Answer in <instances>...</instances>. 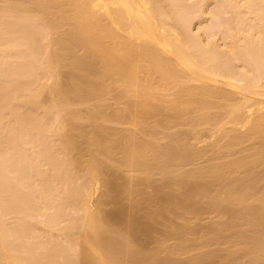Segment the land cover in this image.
<instances>
[{
  "label": "rangeland",
  "instance_id": "374dc122",
  "mask_svg": "<svg viewBox=\"0 0 264 264\" xmlns=\"http://www.w3.org/2000/svg\"><path fill=\"white\" fill-rule=\"evenodd\" d=\"M218 1L219 0H202V1L201 0H181V1H178L179 3H182V4H179L178 6H180V7L182 6L183 9L185 8L184 11L181 10V12L182 11L184 12V14L182 13L181 16L184 17V19L186 20L185 26H186L187 33L190 31L189 34H191L193 36V38H191V40L195 41L196 45H198V46L201 45L200 48L205 49L208 52L207 53L206 51H203L201 49L200 52H202L203 56L207 55V57L209 56L211 58H214V57L219 55L220 51H218V54H217V50H216V53H215V49L219 48L222 53L220 52L221 57L218 56V58H223V59H226V60L229 59V61H231V58L234 59V56L231 53L232 52L231 51V49H232L231 45L233 44L231 42H235V44L238 43L240 47H242V45L244 46L245 43L250 44L251 47L255 44L256 47H255V45L253 46L255 49H253V48L250 49L249 48L250 50L253 51V53H257V55H254V56L251 53V55L253 56L252 57V61H254L255 56L257 58V59H255L257 61H254V63L250 62L249 59L248 60H249L250 63H248L247 57L246 58L244 57L245 56L244 53L246 51H248V50L244 51L243 48L245 46L242 47V49H239L240 47L238 48V46H237L238 44L237 45L233 44V45L237 49H239V50H237L234 47L235 50H236V54H237V52H239V54H244V56L243 55L241 56V59H243L242 62L245 61L249 65L252 63L251 66L253 64L257 63L256 64L257 66H255V65L252 66L253 69L256 68V71H258V69L261 68L260 71L261 72H262V70L264 71V69H263L264 68V64H263L264 61H263V59L262 60L260 59V58H263L261 56L264 55V16H263L264 11H261L262 13L261 14H257V15H255V14L256 13H260V12L259 11L257 12L256 9L252 10V11H255V13H253L251 10L250 11L252 13L250 11L248 12V8H247V11H246L245 9H246L247 6L245 7V4H246L245 2H248V0H246V1L245 0H224L225 2L223 0L222 1L220 0L219 4H218ZM8 2H9V0H0V10L3 8L1 10V12H0L1 13L0 14V37L4 36V37H2L4 40L6 39L7 35H5L2 31L5 32L6 30L7 31L9 30V33H11V32L15 33L17 31V29L19 31V28H17V26H16L17 29L15 28L14 23H15L16 20L18 22H19V20L21 21L20 18L27 15V14L22 12L24 10L23 8H22L23 10L21 8H17V9L14 10L13 9L14 7H11V6L10 7L14 11L7 13L8 9H9V8L7 9ZM171 2H172L171 0H169V1L168 0H161V3L163 4V6L165 8H169V10H171L172 5H173V2L172 3ZM254 2H255V0L253 1V3ZM227 3H229V4H227ZM10 4H12V3H10ZM255 4H256L255 6H258L259 8H262L264 10V0H258V1L256 0ZM241 5H243V6H241ZM247 5H248V3H247ZM242 8H243V10H242ZM255 8H257V7H255ZM6 9H7V11H6ZM26 13H29V11H27ZM31 13L32 12H30L29 14H31ZM37 14L36 13L32 14V16H34V19H35V16H37ZM258 15H260V16H258ZM181 16L180 17L179 16H175L173 18V20L171 18V21H173V23L181 22V20H182ZM56 18H58V14L53 19L56 20ZM38 19H39V17H38ZM38 19H35L34 21L38 22L37 21ZM42 19L43 20H41V19L40 20L44 21V17ZM24 20H26V21H24ZM28 20L29 19H25L24 18V19H22L21 22H22V24L24 22V24L26 26H27L26 23H28L29 25L27 27H29L28 28L29 30H32L33 27H34V29L38 30V31H36L35 35L37 34V32H40L39 34H40V36H42L41 37L42 38V43L41 44L46 43V41L48 39H50V38H52V40L54 38V40H55L58 37H60V38L62 36L64 37L63 31L65 29H68L67 28V25H68L67 21L64 18L65 21H64V23L62 22L64 25L60 24L61 27L53 25L54 26V28H53L54 30L53 29H52L53 31L49 30L50 33L52 32L51 34L48 33V32L43 34L44 32L41 31V29L44 27L43 22L40 23V20H39V23L41 25L38 23L39 26L38 25L36 26V24H37L36 22H35L36 24L35 23H31V22H33L32 19H30L31 21L30 20L28 21ZM182 21H184V20H182ZM68 23H70V22L68 21ZM31 25H33V26L30 28ZM40 26H42V28ZM12 27H14V29H12ZM23 27H25V26H23ZM114 28L120 34L121 37H124V35L127 34L124 31L122 32V30H120V32H121L120 33L117 30L118 28L116 29V25L114 26ZM28 29H27V31H28ZM227 31L229 32L230 35L234 33L233 35H231V38L229 37L231 39V41H228L229 38L227 36H230V35L228 34ZM230 31H231V33H230ZM41 32H43V33L41 34ZM225 32H226L227 35L225 34ZM7 33L8 32H6V34ZM28 33H30V32H28ZM124 33H126V34H124ZM242 33L244 34V37H247L246 40H244V37H243ZM17 34H14V35L18 36ZM32 34H33V31H32ZM39 34H38V36H39ZM46 34L50 35L48 37V39L43 36V35H46ZM247 34H250V35H247ZM11 35H13V33ZM21 35H22V33H21ZM26 35H27V32H26ZM9 36H10V34H9ZM9 36H8V40H9ZM24 36H25V34H24ZM233 36H234V38H233V41H232V37ZM30 38H31V40H30ZM257 38L262 39V40H260L262 42L260 43L259 39H257ZM12 39H13V37H12ZM26 39H28L27 36H26ZM32 39H39V38L38 37H34V34H33V37H29L28 40L32 41ZM239 39H241V40H239ZM4 40H2V41L0 40L1 41L0 42V46L2 45L3 48H4L3 49L2 47H0V55H1L0 56V60L2 58H6V56L9 57V55H10V58H12L13 56L16 57L21 52V50L23 48V47H21L20 43H22V42L24 43V41H26L25 38H24V39H22L23 40L22 42L18 43L20 45V47H19L20 51L17 50V51H19V52H17L15 50L19 49V48H18V46H14L16 44V43H14V40L10 41V42H12L11 44H13V45L8 43L9 47L4 45V44L7 43V41H6L7 39L5 40L6 43L3 42ZM19 40L21 41V39H19ZM39 40H36V42L37 41L39 42ZM52 40H50V41H52ZM57 40L60 41L61 39H57ZM57 40H55L54 43H52V42H50V43L55 44L54 46H57L56 45V43H58V42H56ZM134 41L136 42L137 39H134L132 41L133 44H135ZM227 41L231 43L230 46H229L230 43H227ZM240 41L241 42L243 41V43L241 44ZM250 41H253L254 44L251 45L252 42H250ZM2 42H3V44H2ZM15 42H16V40H15ZM138 42H136V44H135L136 47L135 48H137V47L140 48L141 45L144 43L142 41V44L139 43L140 46H138L139 45ZM255 42H257V43H255ZM26 43H29V42H25V44ZM28 45L30 46V44H28ZM38 45H40V42H39ZM48 45H49V43H48ZM257 45H259V47H257ZM23 46H24V44H23ZM45 46H46L47 49H49V48H50V50L52 49L51 46H49V48L47 47V45H44V47ZM198 46H196V47H198ZM246 46H247V48L250 47L249 45H246ZM5 47H7V48H5ZM31 47H32V49H30V51L33 50V47L36 48L34 45L31 46ZM58 47H60V46L58 45L57 47H54V48H56V50H57ZM8 48H9V50H11V53L8 50ZM29 48L30 47H28L27 49H29ZM200 48L198 47V49H200ZM5 49H7L9 51V53L7 51L3 52V50H5ZM36 49L38 50V48H36ZM36 49H35V51H33L34 53L37 51ZM23 50H24V48H23ZM42 50H43V48L41 50H38V51L39 52L41 51V55H43L45 53L46 56H47L46 52L50 51V50H46V52H43ZM53 50H55V49H52L51 52H53ZM235 50H233V51L235 52ZM25 51H24V53H25ZM30 51H28V52H30ZM85 51L86 50H85V48L83 46H78L76 48V53L77 54L83 55L85 53ZM252 51H250V52H252ZM31 52L29 53V55L32 56L33 52L32 53ZM39 52H36L35 54H37ZM42 52H43V54H42ZM51 52H48V53H51ZM3 53L6 54V56L3 55ZM24 53H22V55H20V56H22V58H23V54ZM239 54L237 56H239ZM27 55H28V53H27ZM39 55L40 54H38V56ZM41 55H40V59H43ZM20 56H19V59L13 57V59H11L12 60L11 62L8 61L10 58L9 59L6 58L7 62H10L9 64L7 63L6 65L10 66V64H11L12 66H15V68H14L15 71L12 70V68H11V70L14 71L15 73L14 74L11 73L10 76L8 75L9 73L8 74L6 73V75H5V71L4 70H6L8 67L7 66H6V68L3 67V65L1 64L2 63V60H1L0 66L2 65L3 69L4 68L5 69L3 70V69H1L2 67L0 68L2 73L4 72V74H0V86H1V84H2V86H5L6 84L7 85L9 84L10 87L12 88V89L11 88L10 89L14 90V91H15V89L19 90V88H20V90H19L20 95L25 94L24 96H26V93H28L30 91H31L30 95H36V93H34V94L32 93V92H34L32 90L35 89V92H37L36 88L39 85V81L40 82H42V81L44 82V84L46 86L45 87L46 89H42L41 91L39 90L37 92V95L35 97L33 96L34 98L33 97L31 98V100L32 99L36 100L35 104L33 103L34 100L31 101V103L33 105L28 102L30 100V96H29V99L24 98V96H23V99H21V100H24V99L28 100L26 102H28V104H30L31 106H29V105L27 106L25 104V100H24V105H23V103H20L21 100L19 101V99L16 98V97L19 96V93L17 94V92H16V94H17L16 97H14L15 95L13 94L14 95L13 97L16 98L19 101V102L17 101L18 104L20 103V105L17 104L19 107L16 105V107H18L17 111H19V113H17V115L20 114V112H21V115H22V112L27 114L28 116L30 115L29 117L28 116H26V117H27V119L29 118L28 120H30L29 122L31 124L32 123L31 122L32 119H34V121L37 120V119L39 120L40 118L43 119V116H45V115L42 116V114H44V111L46 112V110L54 107V106H52V104L54 102L53 100L56 98V100L58 101V99L60 100V98H61L60 96H63V95H61V93H59V91L62 90V88L66 89V86H70L68 84L71 83V81H72V79L69 76L70 73H72L71 63H70V62H72L71 61L72 57L68 56V61L67 62L65 61V63L63 65H61V66H60V63H59V65H58L59 67L56 66L57 69L58 68H60V69H58L59 71H57V72L55 71V72L57 74L59 72L60 75L62 74L61 76L55 74V72H54L55 68L54 67L53 68L50 67L51 70H50V68H49L48 71L46 70L47 72H49V71L52 72L53 71L54 74L57 75L56 77H59L60 79H62L60 81L63 82V85H64V83H65V85L67 84L66 86L64 85V87H62L61 89L59 87V86H61V83L60 84L59 83L56 84V85H58L57 86L59 88L58 89L57 87L56 88L54 87V86H56L54 83H57L59 81H56L58 78L56 79V78L51 76V75H54L53 72L50 73L51 75L49 74V76H51V77H48V78H47L48 75L46 76V72L44 73L45 75H43L42 73H41L42 76H40L41 74L39 75L41 68H39V73L35 72V74L32 73L30 75L31 71L28 72L29 66L30 67L34 66L36 68L37 65H35V64H39V63L42 64L41 61H43V60H40V62L38 60L39 63L38 62H33L36 59L35 58L36 56L35 57L34 56L33 57L29 56V57L32 58V60H31L32 62H30V60H29L30 58H26V55L24 56L25 58H23V59ZM212 56H214V57H212ZM43 57H45V55H43ZM37 58H39V57H37ZM258 58H259V60H258ZM16 59H17V61H16ZM25 59H27V61L29 60V62L24 61ZM135 60L139 61L138 62L139 63V67L135 71V74L137 76L138 84H143L144 80H146L148 82L150 81L152 83V86L150 88V92H151L150 94H154L153 97L156 98V99H152L150 101V99H151L150 98L148 100L149 101L148 103H151V104H144V106H143V104H141L142 105L141 106L139 104L140 103L139 101H141L142 98L145 97L144 92L139 90V92L137 93L136 92L137 86L133 85V84H130V82L126 81V79H124L125 81L117 82V83H114V84H109L110 83V79H108L107 77L103 78V79H99V77H96V78L93 77L92 78V77H89L87 73L86 74L81 73L83 76L84 75L85 76L84 77L82 76V80H80V85L82 84L81 86H83L84 90L88 91V89H91L90 87H92V86H89V88H88L87 87V85H88L87 81H89V84H90L91 83L90 81H92L94 79V81L97 84L96 87L98 86V83H99V86H98L99 89L97 88L98 91H96L95 94L90 95V97L88 96L87 98H84V99L82 98L81 100H80V98L78 100L75 97L76 100H74L71 103L72 104V106H71L72 109L71 110L74 113V116L72 117L73 119L71 117H69L70 119L67 118L68 119L67 120L65 118L66 115H67L65 112H61L62 115H60L61 113L58 114L59 111H61V110H59V111L57 110V109H59V106H58L57 102H54V105L56 103L58 108H55L56 107L55 106L53 109L58 111V113H56V112L55 113L59 115V121L62 120V119H60L62 117L63 121H64V123H62V124L65 127L68 125L67 123H68L69 120L71 121V124L73 126H75V127H77L76 125H78L79 128H80L81 125H82L83 132H85L84 133V137H85L84 140L87 137H89V138L93 137V135L96 134L94 132H96L97 130L101 131L99 127H101V126L104 127L103 128L104 131L102 133L105 134V136L103 134L102 135L105 138H107V139L110 138L111 140H110V142H106L104 145L99 146L98 149H99L100 152L98 151L99 155L97 157L94 156L93 151H92L93 149H95L96 144H95V147H94V145L88 143V140H89L88 138H87V140L84 141L83 144L80 145L81 148H78L77 151L76 150H72V148L71 149L69 148V150H72V152L65 151L66 149H64V151H62L63 147L66 146V145L63 146V144L64 143L66 144V142H67V141L63 142L64 139H67V137H65V136H67V133H65V135H64V134H62V131H66L67 132V130H68V132H69L70 130H69V128H64L66 130H62L61 133L59 132L63 125H61V123L58 120H56L58 118V116L55 113H54L55 117L53 116L54 115L53 112H52L53 109L50 112H52L51 114H53L52 115L53 119L54 118L55 119L52 120V121L50 120L51 122L50 121L46 122V123H48V124H46L45 123V119L47 117L46 118L44 117L45 118L44 122H42V124L43 123L45 124V128H47L46 129L47 131L43 130V131H45V133H48L46 137L44 136L45 133L42 134V131H39L42 128L41 129L38 128L39 130H35V128H36L35 127L33 131H31V130L29 131L28 130V134H26V132H27L26 130H25L26 132L24 130H21L22 127L19 128L20 129L19 130L17 128V126H16L17 125V122L15 121L16 118L13 117V116H16V115H14L13 113H12L13 114V116H12L13 119H11V116H8V114H6L8 116V118L10 117V120H8L9 123L6 122L7 121V116L5 117V115H4L6 121L3 120L4 117H1L3 119H1L0 122H2L3 124H0V125H3L4 127L3 126L0 127V163H2L7 168L9 167V169H12V170L8 169L6 171H8V172L10 171L11 173L14 172L13 174L9 173V174L12 175V178H14V179L11 178L12 179L11 180L10 179V175L8 174V172H7V174L9 176L6 175L5 168L3 169L2 167H1L2 168L1 171L3 173H1V174L5 175V177H7L8 183H10V186H12V185L14 186V184H13L14 182L16 184L15 186H17L18 185L17 183L20 182L21 186L18 185V187L19 188L20 187L23 188L25 190V193H27V191H28V194H30V193L32 194L31 197L30 196H28V197L32 198L31 204H33V205L37 204L36 208H38V211L36 212V214L34 213V216L30 215L31 212H26V213L22 212L23 214H27V215H28V213H30L29 214L30 219L26 220V221H30V222H26L27 224H25L23 222V224L25 226L27 225V227H24V229L21 230V231H25V228H26V232L24 234H26L28 238L26 237L27 238L26 241L24 239H22V241L23 242L24 241L27 242V244H29V245L32 244L31 245L32 248H34L36 250L38 249V252H41V251L43 252L45 249H46V251L50 250L51 247L53 248V246H52L53 243H54V245L57 243V246H58V243H64L67 246L68 245L67 241H66L67 240V234L69 235V231L70 230L77 229V227L75 228L74 222L76 220L74 219V217L78 218L79 221L82 219L81 218L82 216L84 218V214H85L84 213V208L82 207L83 215L81 213L82 211L79 208L78 209L74 208L75 207L74 204L76 205L75 202L77 201V200L74 201L75 200V198H74L75 195L73 194L74 197H71L72 199H70V200H68L66 198L68 195H66V197H65V193L68 194L69 190L67 192L64 189V186L67 185V184H65L66 181H64V180H67L69 177L68 176L66 177L65 174H64V176H65L64 177L63 174H61L60 172L59 173L57 172V173L61 174L63 177L59 175L60 177L57 178L58 177L57 173H55V175H57V176H54L53 174H51L54 171L51 168L50 170H52L53 172L50 173L49 168H47V167H50V166H48L47 161L48 160L51 161L52 159H50V158L46 159L45 158L46 155L42 156L39 153L41 151V149L44 147V145H43L44 143H46L45 144L46 146L48 145L47 147H49V145L51 146V143H52V148H53L52 150L53 151L50 148L51 152L48 153V156H50L49 154H52V152H53V155H55L57 153V155H55V157L53 156L54 158H56L58 155L61 156L60 152H62V158H64V159L65 158H69V159L71 158V160L72 159L74 160V158H72V157L75 156L74 154H76V156H78L80 154L79 157H81V158L79 159V162L77 160V162H78L77 163L74 160V162H76V164H78V166L76 164L74 166L72 165L73 166L72 168H74V167L76 168L75 170L73 169L74 172H73V170L71 168V173L73 172L72 174L76 175V173H77L76 176H74V175H73L74 177L72 176L73 180L75 178V181H77V182L79 181V182L77 184V182L75 183V181H73L75 183V184L73 183L74 185L73 184H68V185H71V186L72 185L73 186L80 185L79 183L83 182L82 179L84 178V176H85V179L87 178L88 172H86V171H88V168H85V167H88V164H89L88 162H90V160L92 159V156H94L98 160V162L100 163L99 164V169H98L97 174H96V179L98 181L96 185H97L98 188H96V186H95V188L97 190H95V194L92 197L93 200H92V203L90 205L91 207H89L88 210H89V213H91V214H97V212H103V211L106 212V213H110L111 215L113 214L112 216H113V219H114L115 218L114 212H115V214H117V212L121 213L125 209L124 211H125V214H127V215L123 216V213H124V211H123L120 214L121 216H123L122 218L120 216L119 220H116V219H118V214H117V217H116L115 220H111V222L107 221L108 224L106 223V225H105L106 227L108 226L107 228L112 229V230H120V231L122 230V232H126V233L128 232L127 235L132 233L131 235H133V236H131V235L130 236L133 237V238L128 236L129 238H127L126 241L124 239H122V240H124L123 243L125 244V250L122 251V254H123L122 255L123 256L122 259L125 258V261H127L126 260V257H127L129 263H131V264H136V263L137 264H152L153 262H156V260L157 261L159 260L158 261L159 263H156V264H161V262H163V264H165V262H166V264H188V261L189 262L192 261V259H190V258H193V257L195 258V256L197 258L198 256L201 257L204 254H205L204 256H206V254H208V256H206L203 260L201 259L202 262L199 260L200 263L198 261V264H261V263L264 264V257H263V260H261L263 262L258 263L256 261L257 258H254V256L251 254L252 251L250 252V250H249L250 247L247 246L244 238H241L240 236L237 237V238L232 237L233 234L232 235L230 234L229 236H228V234L227 235H224V233L221 234V231L219 230V227H218L220 225H217V224L218 223L220 224L221 222L227 221L229 217L234 218L235 215H234V213H232V211H235V210L241 211V212H242V210L244 211V209L240 205H238L237 202H234V203L231 202L232 204L231 203H227V205L229 204L228 206H231L230 209H229L230 212L229 211L227 212V211H224V210H223V212L220 211V210L219 211H217V210L215 211V209H212L213 207H211V199H212L211 195L215 196L214 194L217 195V194H220L219 192L223 191L221 180H218L216 177L210 176V174H206V176L203 175L204 178H202V177H198L197 178V176L194 177V176L190 175V171L193 172V171L196 170V168H199V169L200 168H205V167H207L210 164H212V166H214L215 164L216 165H224V164H226V162H228V161H230L232 159L240 157L244 153V151L248 147H249L248 149H250V147H252L253 144H254V147L255 146L257 147L260 144V142H259L260 140L257 137L256 138H251L250 140H247V142L244 141V143H241V144L238 143L239 145H237V147L234 146L232 148V150L231 149L228 150V148H226V146L222 145V144H227V143H224V142H227V139L229 138V135H227V134L229 132L231 133L232 131L233 132L236 131L237 134H239L240 132H242V134L244 132L246 133V131L248 130V127L251 124L246 126V127H241L240 124H238V123L235 124L234 122H231L233 119L231 120L230 117L229 118L227 117V112H228V110L230 108L229 107L230 103L227 104V101L223 100V99L222 100H217V99H214V98H207V102L205 103L204 106H201L199 104H194V105H190L188 107L179 106V107H177V109H173V110L167 108V106H166L167 103L166 102H168L171 99H176V96H178L176 94H177V92H178V94H179V92H181L180 88H181L182 85L184 86L185 81H186V83H185L186 85L185 86H187L190 83L191 87L195 86L196 88L201 86L202 84L204 85V83L198 82V81H195V80H188V81H187V79L183 80V77L184 76L186 77V75H187L186 78H188V73H186V71L184 69H181L180 67H179L180 68L179 71L180 72L182 71L181 75L185 74V73H186V75H184L183 77L181 76L182 78L181 77H179V78L177 77L178 80H176V82H175V79H171V78L169 79V81L166 80V82H164L161 79L160 73L157 71L156 68H154L155 65H154V67H152L153 65L152 66H150V65L146 66L145 63H143V62H141L139 60V57L138 58L136 57ZM3 61H4V59H3ZM23 61L25 62L24 65L26 63L27 64L30 63V64L26 65L25 68H20V67L23 66V65L21 66V64H22L21 62H23ZM234 61H235L234 64L236 65V66L233 67L234 70H236L237 72H239V71H241V72L248 71L246 68H244L243 69L244 71H242L241 66H242L243 63L241 62V60H240V62H238V61L236 62V60H234ZM262 61H263V63H262ZM87 62H90V60L89 61L87 60ZM4 63H6V62H4ZM33 63H35V64H33ZM44 64L45 63H43L42 65H44ZM260 64H261L262 67H260ZM54 65H52V66H54ZM176 66L177 65L175 64V67ZM238 66H240V67H238ZM43 67H45V66H43ZM97 67H96V69L98 71L97 73H99V72L101 73L103 68L100 67V66H99V68H97ZM252 67H251V70H252ZM179 68H175V69H177V72H178ZM249 68H250V66H249ZM8 69L10 70V68H8ZM100 69H101V71H100ZM32 70H34V69H32ZM37 70H35V71H37ZM1 71H0V73H1ZM41 71H42V69H41ZM256 71L255 72L252 71V72L255 74ZM260 71H259V73H260ZM27 72L29 73L30 76H28ZM180 72H178V73H180ZM256 74H258V73H256ZM86 75H87V78H86ZM44 76H46V78ZM42 78H44V79H42ZM90 78H92V79H90ZM189 79H191V78H189ZM170 80H172V81H170ZM180 80L181 81L183 80L184 83H182ZM263 83H264V78H263ZM40 85H42V84H40ZM50 85H51V88H52V92H50V93H52L54 95H51L49 93V91H48L49 88H47V87H50ZM43 86L44 85H42L41 87H43ZM5 87H7V86H5ZM1 88L2 87H0V89ZM38 88H40V87H38ZM4 89L1 90L2 93L4 92ZM222 89H225V88H222ZM1 91H0V93H1ZM57 92L60 94V96H59V94H57ZM227 92H228V90H227ZM6 93H7V91H6ZM55 94H56V96H55ZM142 95L144 97H141ZM232 95H235V93L232 94ZM52 96L55 97V98H53ZM179 96H181V95H179ZM183 96H185V95H183ZM26 97H28V94H27ZM237 97L236 98L238 100H239V98H240V100H241V98H242V100L244 99L243 96L240 97L239 94L237 95ZM259 97H261V96L254 97L255 98V99L253 98L254 101H257L258 99H260ZM20 98H21V96H20ZM8 99H10V98H8ZM61 99H62L61 100V102H62L64 99L63 98H61ZM183 99H185V98H183ZM261 99H263V98H261ZM10 100L13 103L14 99H10ZM11 101H9V102H11ZM224 101H226V102H224ZM251 101L249 103H251ZM254 101H253V103H254ZM14 102H16V101L14 100ZM58 102H60V101H58ZM137 102H139V103L136 104ZM3 103L7 104V100H6V103L5 102H3ZM16 103H13V105H11L9 103L7 106L11 105L10 107H13L14 104H16ZM7 106H6V108H7ZM29 107H31V108L29 109ZM96 107H99L100 111L102 110L100 112L101 114L97 115L95 120L94 119L92 120L91 118L89 119V117H88L89 114L92 113L93 111H95ZM4 110H5V108H4ZM4 110L2 112L3 114L6 112V110L5 111ZM12 110L16 111V109H12ZM244 110L245 109H243V111ZM10 111H11V108H10ZM10 111H9V114H11ZM263 111H264V109H263ZM263 111H259V112L256 111V114L260 113L259 115H261V114L263 115L264 114ZM49 113L48 114L46 113L47 114L46 116H48ZM3 114H2V116H3ZM239 114H240V112H239ZM63 115H65V116H63ZM243 115H245V114L243 113ZM255 115H253V118L254 117H256V118L259 117V115L258 116L257 115L255 116ZM56 116H57V118H56ZM205 116L206 117L209 116L208 118L213 117L212 119L213 120H217V121H212L211 118H210L209 119L210 121H205L204 122L203 119L205 118ZM224 116L227 117V119H225ZM48 117H50V116H48ZM221 118L225 119V121L221 120L222 122L225 123V124L223 123L225 126L223 124H222L223 125L222 126L220 123L218 124L219 119H221ZM256 118H254L253 121L256 120ZM49 119H51V117ZM16 120H18V119H16ZM22 120H23V118H22ZM228 121H230V122H228ZM20 122H18V124ZM65 122H67V123L65 124ZM72 122H74V123H72ZM27 124H28V122H27ZM38 124H40V122ZM214 124L215 125L217 124V128H215L216 126ZM33 125H32V127H33ZM95 125L97 126V129H96ZM35 126H36V124H35ZM38 126L39 125H37V127ZM237 126H238V128H237ZM19 127H20V125H19ZM28 127L30 129V125ZM211 127H212V129H211ZM216 129H217V131L219 130V132H217ZM99 131H97V132H99ZM57 132H59L60 135L57 134ZM127 132L134 133L138 138L144 140L145 142L146 141L149 142L154 147L172 145V146H174L176 148H179L180 146H182V148H183V146L184 147L187 146L191 150H196V151L198 150V151L204 152V155L201 153L198 157L195 156V158L182 159L181 161H179V163H175L176 165L173 167V170H170L171 171L170 174L168 173L167 175H163V173L160 170H156L155 171V169H154V171H152L151 174L149 173L150 178L146 179V180H148V179L150 180L148 183L146 181L145 182L146 184L145 183L139 184V183H137L138 181H135L134 184L137 183L139 185L136 186V187H131L133 182L130 183L131 185L128 184V182H131L132 178H136L134 180H139V178L140 177L143 178V176L146 173L144 171H141V170H143L142 169L143 166L141 167V170H139L138 168H140V166L139 165L137 166L136 164H133V163H132L133 167L127 166L129 164H127V165L125 164L123 166L116 165L117 162L122 158L121 150H117L118 146L121 145V141L119 140V137L123 133L127 134ZM9 133H10V136L14 137V140L13 139L10 140V138H11L10 136H9L10 138H8ZM86 133H87V137H86ZM212 133H214V134L212 135ZM108 134H110V135H108ZM207 134H209V135H207ZM42 135L45 137V139H42ZM203 135H204V137L206 135V137L204 138ZM210 135H212L214 138L212 136H210ZM62 136H63V138H62ZM223 136H225V137L228 136V138L227 137L225 138ZM59 137L61 138V140L59 139ZM96 137H97V134L93 138H96ZM98 137H99V134H98ZM98 137H97V139H95L96 141L98 140ZM200 137H202V138L198 139ZM221 137H223L224 140ZM58 139H59V142L62 141L63 144H60L61 142L60 143L58 142L56 144V141ZM91 140H92V138H91ZM91 140H89V142ZM203 140H205V142ZM118 141H120V142H118ZM92 142H93V140H92ZM111 142H112V144H114L116 146V148L113 151L112 155H110L111 159H113L114 161H117L115 163V165H116L115 167L114 166L113 167L110 166L109 161H107V158L109 157V155L106 152V147L109 146V144ZM66 148L68 149V146ZM151 148H153V147H151ZM225 149H227V150H225ZM38 150H40V151L38 152ZM54 150H59L60 152H56V151L54 152ZM78 150L80 152H78ZM45 152H46V150H45ZM39 154H40V157H39ZM147 154H150V153H147ZM149 156L151 157V155H149ZM88 158H91V159H89V161H88ZM59 159L61 160V158H59ZM66 161H64V163ZM80 161H81V163H80ZM11 162L13 163V165H15V163L18 164V162L19 163L21 162V165L23 166V168H20L19 166L18 167L21 169L20 172H23V173H19V168L16 165L15 166H16L17 171H15V168H14V166H12ZM60 162L62 163V161H60ZM50 163L51 162H49V164ZM111 163L114 164L113 161ZM56 164H58V162ZM36 166L39 167V170H38V168ZM65 166L66 165H64L63 168H65ZM12 167L14 168V170H13ZM255 167H256V169H254V172H253V174L255 176H257V174L259 172L263 173L262 171L264 170V163L259 164V166L256 165ZM57 168H59V167H56V169ZM45 169H48L49 171L46 172V171H44ZM85 169H87V170H85ZM61 170H64V169L61 168ZM69 170H70V167H69L68 171ZM40 171H41V174L44 175L43 177H40V176H42V175H40ZM66 171L67 170L62 171V172H66ZM245 171H246L245 167L237 166V167H234L233 169H230L229 171H227V173L224 174V177L226 175V177L229 178L228 180L236 181V185H237V181L240 182L241 179H243L242 177H244V173H246ZM16 172H18L19 176L18 175L17 176L19 178H16V175H14V174H16ZM45 172H46V175H45ZM48 174H49V177H47ZM252 175H250V176H252ZM186 176H187V178H184ZM261 176H262V174H261ZM55 177H56V180H55ZM44 178L45 179L46 178H51V180L47 179L49 181L46 180V182H45ZM77 178L79 180H76ZM144 178H145V176H144ZM188 178L190 179L189 181L192 182V183H193V181H195V182L197 181V183H200L202 181L210 182L209 183V190L207 191V193L205 195L203 194L202 196H201V194L200 195L198 194L197 198H199V199H197V198L195 199V200L198 201L197 202L198 206H196L198 208V211H197L196 207H195L196 209L193 208V210H190L191 208L187 209V207H184L181 203L178 202L179 204L175 203L173 205V207H171L170 210H167L168 212L165 211L162 214L161 213H155L156 210L158 211V205L153 203V202H150V198L153 197V198L156 199L155 196H159V197H157V199L158 198L162 199V198L168 197L170 194H172V196L176 197L177 200L183 199L186 196V195H184L186 189L182 188L183 186H181V185H180L181 187H179L178 184L180 182L179 180L184 179V180H181V182H185L186 179H188ZM59 179H61V181ZM261 179H263V180H261ZM261 179H260V182L262 181L263 182L262 184H264V177H262ZM58 181L63 183V188L60 187V186H62V183H60L59 187H57L58 183H59ZM67 181H71V180L68 179ZM168 181L172 182L170 184L172 186V188H171L170 185H168V183H169ZM2 182L4 184V181H2ZM41 182H43V185H44V183H46L45 187L48 186V185H49L48 188L52 187V189H51L52 193H53V191L57 192V190H58V192H60V191L64 192V190L66 191V192H64V197L67 199V201H65V198H63V199L61 198V197H63L62 196L63 193L62 194L61 193L60 194L56 193V194H58V197H59L58 199L59 200H64L66 202L65 203L64 201L63 202L61 201L62 204L66 205L68 201L69 202H71V201L74 202V204H72V205H70V203L68 204L69 208L68 207L67 208H63L65 210L61 209L62 210L61 212L62 213L64 212L63 214H61L62 216L60 214L57 215V213H61V212H58V210H56V209L57 208L59 209L62 206V205H59V203L61 204V202H59L58 203L59 206L56 208V205H57L56 202L59 201V200H56L57 196H56V199L53 198V199H55L56 202L54 200H51L52 199L51 197H50L51 199L49 197H46V198L42 197L41 199H39V197L42 194V192H44V191L39 190V189H41V188L45 189V190L48 189L47 187L44 188L43 185L41 186V184H42ZM186 182H188V181H186ZM239 182H238V184H239ZM21 183H23V184H21ZM175 183H176V185H175ZM6 184H7L6 182L4 184L5 186L1 184V186H2L1 188H2L3 192L6 189H8V187H9V186L6 187ZM24 184H25V187H30V188L29 189L26 188L27 189L26 190L25 187H23ZM28 184H29V186H28ZM123 185H124V188H123ZM3 186H4V189L6 187L5 190L3 189ZM32 186H34V187L31 188ZM120 186H121V188H120ZM125 187H127V190L129 189L128 193L124 191ZM19 188L18 189L16 188L17 191L19 190ZM69 188H70V186H69ZM71 188H73V187H71ZM49 189H48V191L46 193V194H48V196L51 195L50 194L51 192L48 193L50 191ZM24 190L22 192H24ZM141 190L142 191L144 190L143 191L144 194L143 193L140 194ZM36 192H38V194H40L38 197H34V195L37 194ZM134 192H135V195L133 196L132 194ZM4 193L7 194V192H4ZM167 193H169V194H167ZM6 194H4V196H6ZM8 194H10V193H8ZM70 194L72 195L71 192L69 193V195ZM138 194H140V195H138ZM221 194H224V193L221 192ZM42 196H45V193H44V195L42 194ZM52 196H53V194H52ZM195 196L193 198H195ZM210 196H211V198H210ZM132 197L133 198L135 197V199H133ZM252 197H254V199H255V197H257V196H252ZM252 197H250L249 199H253ZM29 198H27L28 201H29ZM47 198H49L50 201H48ZM34 199H35V201H34ZM43 199L47 200L46 201L47 203L45 201H43ZM139 199L142 202L144 201L145 203L143 202L141 204ZM254 199L253 200H249V201L252 202L250 204H252L253 207L258 205L257 203L260 204V202H257L258 199H256V200H254ZM134 200L139 201V203L141 204L139 206H140V208L142 207L143 209L139 208V210H138L139 206L137 205L138 207H136V204H138V202H136ZM33 201H34V203H33ZM50 202H53V203H51V205H50ZM77 202L81 205L80 200L77 201ZM135 202H136V204H135ZM253 202H255L256 204L253 203ZM46 204H47L48 207H46ZM53 204L55 205V207H54ZM208 204H210V205H208ZM130 205H131L133 210H130L129 213L134 214L136 212V214H138V216H140L139 214H141L142 216L143 215L146 216V214H147L146 217H144V216L141 217L140 216L141 218H144V220L140 219V224L139 223H137L139 225L135 224V226H137L138 228L134 227L131 223H129L130 221L132 223L135 222V221H132V219L130 221L127 220V219H130V218H128V212H127V210L131 208ZM153 205H155L157 208H154L155 206H153ZM180 205L183 206V207H181ZM66 206H64V207H66ZM72 206H73V208H72ZM12 207H13L12 209H14V211H15L16 208H18V207H16V205H15L16 208L14 206H12ZM128 207H130V208H128ZM119 208L120 209L122 208L123 210H120ZM34 209H35V207H34ZM53 210H54L55 213L57 212L56 215L59 216V220L57 222L55 220H52V218H51V217H53L52 214L55 215L54 212L51 213ZM88 210H87L86 213H88ZM185 210H186V212H185ZM6 211L7 210H5L4 212H6ZM32 211H34V210L32 209ZM145 211L147 212L146 214L144 213ZM245 211H247V210H245ZM245 211L243 213L246 214L247 212H245ZM66 213L69 214V215H67ZM153 213H154V215H153ZM230 213L233 214L234 216L233 215L230 216ZM235 213H236V211H235ZM243 213H241L238 216L240 219L236 217L234 223L238 222V223H236V224H238L237 228H239V227L242 228L243 227L245 230H247V233H248L249 229L246 226L247 223H246V219L244 220V218H247L245 216H249V214L248 215L244 214L242 216ZM18 214L17 213L16 214L15 213L14 214H12V213L9 214V212H8V215L6 214L7 218H5L6 215L4 216V218L6 219L5 221L10 226V229L13 228V227L16 229L19 226H21L23 228L24 225H22V223H21L22 216L19 215V217L21 216V218H19V217H17ZM64 214H66V216ZM74 214H76L77 216H75ZM131 214H129V216H131ZM149 214H152L154 218L152 217V215L150 216ZM70 215L73 217V219L75 221L72 220V218H70L69 219L70 222H69V220L67 218L71 217ZM79 215H82V216H79ZM60 216H61V219H60ZM26 218H28V217H25V219ZM19 219H21V221H18ZM49 219H51V220H49ZM145 219H147L146 220L147 223L145 222ZM233 220L234 219H231V221H233ZM72 221H74V222H72ZM81 221L79 223L82 225L84 222L82 223ZM83 221H84V219H83ZM142 221H144L146 224L145 223L142 224ZM229 221H230V218H229ZM71 222H72L71 226H73V227L69 230L70 227L66 228V226L67 225L70 226ZM77 222H78V220L76 221V223ZM136 222H138V221H136ZM28 224H30V225H28ZM80 224H79V226H80ZM31 225H33V227H34L33 229L30 228ZM140 227H142V230L139 229ZM27 228H28V230L30 228V230L28 231ZM128 228H130V229L128 230ZM135 228H136V232H134ZM19 229H21V228L19 227ZM78 229H79V227H78ZM78 229L75 230L74 232L72 231L73 235H71V236H72V242L74 244L72 242H70V243H72V245L75 247V249L78 247L77 249L81 248L82 250H86L87 251V252L85 251V254H83L84 252L80 253V251L76 250L77 252H79L80 255L81 254L86 255V256L81 255V257H80V255H78V257L80 259L82 258V260L79 259L80 262H82V261H84V262L80 263L79 261H77V258H76L77 255H76V257L74 256L75 255L74 251H73L74 255L72 254V249H74L72 245H71L72 246L71 250L70 249H66V247L64 248L65 250H70L71 251V252L70 251L69 252L67 251V252L69 253V255L70 254L73 255L72 257L74 258V260H73V258H71V259L75 262L74 264H84L86 262V258L87 257H89V258L91 257L90 258V260H91L90 262L91 263L89 262V264H103V261L105 260L104 252H103L102 255L100 254L101 252L100 253L96 252L94 246L92 245V243L91 242H89V243L85 242V237H82L84 235L81 232L82 227L79 229L80 231H78ZM11 231L15 232V230H12V229H11ZM19 232H20V230L18 232H16V233H18V235H19ZM27 232L29 234H27ZM134 233H136V234L134 235ZM30 234L32 236H29ZM70 234H71V232H70ZM16 235L17 234H15L13 237H17ZM22 236H24V235H22ZM226 237L229 240H227ZM19 238H20V241H21V237H18L17 239H19ZM22 238H25V237H22ZM75 239H77V240L75 241ZM22 241H21V243H22ZM68 241H69V236H68ZM35 242H36V245L34 244ZM127 242H129L130 245ZM16 243L17 242L15 241V244ZM164 243L166 244L167 247H169L170 251H168L169 249L168 250L166 249V251L164 252V249L162 250V247L160 248V246H164L165 245ZM59 245L61 247L62 244H59ZM126 245H128V246H126ZM132 245H135V246L137 245L136 247L133 246L134 247V254L131 252V255H130V251H129V255L126 254V253H128V250H133ZM18 247H22V246L18 245ZM54 247H56V246H54ZM23 248H27V246L23 247ZM29 248H31V247H29ZM32 248H31V250H33ZM126 248H129V249H126ZM21 250L22 251L19 250L20 253L18 252V256H22V255H19V254H23L24 257H26V256L28 257V255L25 256L24 254H28L27 252L29 251V249H28V251H26L27 249H22L21 248ZM23 250H25V252ZM36 250L34 252H36ZM147 250L149 251V254L151 253L150 255L148 254ZM135 251L137 252V254H135L136 253ZM140 251L144 255L143 254L141 255V253L138 254ZM88 252L91 253L90 256L87 254ZM153 252H154V255L156 254L155 256L152 255ZM169 252H170V254H169ZM61 254H59L60 255L59 257H62ZM261 254L262 253H259V255H261ZM263 254H264V251H263ZM71 255H70V257H71ZM124 255L126 257H124ZM145 255H147V256H145ZM37 256H41V255H38V253H37ZM82 256L85 257V258L83 259ZM130 256H133L134 258L130 257ZM151 256H153V257H151ZM103 257H104V260H103ZM129 257L132 258L133 260L134 259L135 260L133 261L131 259L132 260V262H131V260H129L130 259ZM150 257H151V259H150ZM71 259L68 260L69 263L68 262L66 263V261H65V263L66 264H72L73 261H71ZM75 259H76V261H75ZM58 260H62V259L59 258ZM163 260H165V261H163ZM23 261H24V259H23ZM88 261H89V259H88ZM88 261H87L86 264H88ZM60 262H63V260L60 261ZM33 264H35V263H33ZM113 264H115V263H113Z\"/></svg>",
  "mask_w": 264,
  "mask_h": 264
},
{
  "label": "bare ground",
  "instance_id": "6f19581e",
  "mask_svg": "<svg viewBox=\"0 0 264 264\" xmlns=\"http://www.w3.org/2000/svg\"><path fill=\"white\" fill-rule=\"evenodd\" d=\"M171 1L173 2V5H172L171 10H169V8H165L163 6V4L161 3V0H12V1L9 0V2L7 4L8 6L7 5L6 6H7V9L9 8L10 10L8 9V11H7V9H6L7 13L8 12H12V11H14L17 8H21V9L23 8L24 10L22 9L23 10L22 12L25 13V14H27L26 15L27 17L26 16L21 17L20 18L21 21H22V19L25 18V19H29V20L32 19L33 22H31V23H35L36 21H34V20L35 19H38V17H39V19L37 20L38 22H36L37 24L36 23L35 24H36V26L37 25L39 26V24L43 22V25H44L43 28L44 29L42 28L43 25L40 26V27L42 28L41 31H43L44 33L41 32V34L42 33L45 34L46 32L50 33L49 30H52L54 28V26H60L61 27L60 24L64 25L63 24L64 21L65 20L67 21V24H68L67 25V28L68 29H65L64 30L65 32L63 31L64 37L62 35H61L62 36L61 38L58 37L57 39H61L60 41H58L57 39H55V40H57L56 42H58V43H56V45L57 46L58 45L60 46V47L57 48V50H56V48H54V47H57V46H54L55 44H52V43L55 42L54 38H53L54 41L52 40V38L48 39V37L50 36V35H47L48 33L46 35H43V36L46 37L49 41L48 40L46 41L47 44L46 43L41 44L42 43V38H41L42 36H40V34H39L40 32H37V34L35 35L36 31H38V30L34 29V27L32 28V30H29L28 29L29 27H27L29 24L26 23L27 24V26H26L24 24V22L22 24V22L20 20H19V22L16 20L15 23H14L15 28H16V26H17V28H19V31L16 28L17 29L16 32L18 34L16 32L15 33L14 32L9 33V30L8 31L6 30L5 32L2 31L5 35H7L6 36V39L7 40L5 39L7 41V43L2 38L4 36L0 37V40L1 41L4 40L3 42L6 43L4 45H6L8 47H9V44L8 43L11 44L12 42H10V41H13V40H14V43H16L14 46H18V48H19L20 45H21V47H23L24 50L22 48V50L20 52L21 54L20 53L18 54L19 56L22 55V53H24V51L28 47H30L29 49L26 50L27 52L25 51L26 54L25 53L23 54V58H25L24 56L26 55V58H30L29 60H30V62H32L31 61L32 60L31 57H33V56L35 57L36 56L35 57L36 59L34 58L35 60L33 62H38V60L40 62V60H43V61H41V63L42 64L45 63L44 65L40 64L39 62L38 63L40 65L33 63V64L37 65L36 68L34 66L33 67L32 66L31 67L29 66L28 72L31 71L30 72V75L32 73L35 74V72L36 73H39V68H41L42 71L40 69L39 75L41 73L43 75H45L44 73L46 72V76L48 75L47 78L48 77H51V76L54 77V78H56V79L58 78L59 80L57 79L56 81H59V82L54 83V84L56 85L58 83L59 84L61 83V86H59L60 89L62 87H64L65 83L63 85V82L60 81L62 79H60L59 77H56L57 75H59V76L62 75V74L60 75L59 72H58V74L56 73L57 71H59L58 69H60V68L57 69V67H59L58 66L59 63H60V66H61V65H63L65 63V61L67 62L68 61V56H71L72 57L71 58L72 59L71 60L72 62H70V63H71L72 73H70L69 76L72 79V81L70 80L72 84L69 83L68 85H70V86H66L67 85L66 84L65 85L66 86V89L62 88V90L59 91V93H61V95H63V96H60V94L57 92V94H59V96L64 99L62 102H61V100H62L61 98H60V100L58 99V101H60V102H58L56 100V98L52 96L53 98H55L53 101L54 102H57V104L59 106V109H57V110L58 111L61 110V111H59V113H58L57 110L53 109L55 106H56L55 108H58L57 107V104L55 103V105H54V102H53L52 106H54V107L46 110V112L44 111V114H42V116L45 115V116H43V119L40 118L39 120L37 119L35 121H34V119H32L31 120V122H32L31 124L29 122L30 120H28L29 118L27 119V117H26V116H28L27 114H25V113L22 112V115H21V112H20V114H18L19 116L17 115V113H19V111H17L18 110V107H19L18 105H20V103H23V105H24V100H25V104L27 106L28 105L31 106L30 104H32L31 101H33V100L35 101V102L33 101V103L35 104L36 103V100L35 99H32L31 100V98L33 96L35 97L37 95V92L39 90L41 91L42 89H46L45 88L46 86H45L44 82L42 81L43 82L42 83V82L39 81L38 87H40L41 89L37 87L36 88L37 89L36 90L37 92H35V89L32 90V91H34L32 93L33 94L36 93V95H30V92L31 91L28 92V93H26V96L28 94V97L24 96L25 94L20 95V93H19L20 88H19V90L15 89V91H14V90H11L12 88L10 87L9 84L8 85L7 84L5 85L7 87L2 86V84H1L0 87H2V88L0 89V91L3 90L4 88L5 89H4V92L3 93H2V91L0 93V120L3 119L1 117H4V115L6 117L7 116L6 114H8V116H11V119H13V117L16 118V119H18V120L20 119L19 121L15 119V121L17 122V125L16 126H17L18 129L22 127L21 130H24V131L26 130L27 131V132L25 131L26 134H28V130L29 131L30 130L33 131L35 127H36L35 130H39V129L42 128L39 131H42V134H44L45 131H47L46 130L47 128H45V124L43 123L44 124L43 125L42 122H44V119L46 117L48 119L47 118L45 119V123L48 122V121H50V120L51 121L54 120L55 118L53 119V116L55 117V114L56 113L60 114L61 112H65L67 114L66 115L64 113L66 115V117H65L66 119L67 118L70 119L69 117L72 118L74 116V113L71 110L72 109V107H71L72 104L71 103L74 100H76V99L79 100V98L81 100L82 98L84 99V98H87L88 96L90 97V95L95 94L96 91H98V89H99L98 88L99 83H98V86L96 87L97 84H96V82L93 79L92 81H90L92 84L91 83L89 84V81H87L88 82L87 87L88 88H89V86H92V87H90L91 89H88L87 88L88 91H85L84 88H83V86H81L82 84L80 85V80H82V76H83L81 73H84V74L87 73L88 76L89 77H92V78L93 77L94 78L99 77V79H103V78H106L107 77L108 79H110V83L109 84H114V83H117V82L125 81L124 79H126V81L130 82V84H133V85H136L137 86V89H136V92L137 93L139 92V90L144 92L145 97L143 95L141 97H144L145 99L142 98V100L143 99L144 100L143 101L141 100L142 102L139 101L140 103L137 102L136 104H138V103L140 105L143 104V106H144V104H151V103H148L149 102L148 100L150 98H151L150 101L152 99H156V98L153 97L154 94H150L151 93L150 92V88L152 86V83L150 81L148 82V81L144 80L143 84H138V82H137V76L135 74V71L139 67V63H138L139 61H136L135 60L136 57L137 58L139 57V60L141 62L145 63L146 66H149V65L152 66L153 65L152 67H154V65H155L154 68H156L157 71L160 73L161 79L164 82H166V80L169 81L170 78L171 79H175V82H176V80H178L177 77L178 78L181 77V76L183 77L184 75H186V73H188V78H186L187 77V75H186V77L184 76L185 78L183 77V80H185V79H187V81L188 80H195V81L204 83V85L202 84L201 86H199V87L196 88L195 86L191 87L190 86L191 84L189 83L188 84L189 86L188 85L185 86L186 85L185 84L186 81L184 83L183 80L182 81L180 80L182 83H184V86L183 85L181 86L182 89L180 88L181 92H179V94L177 92L176 95H178V96H176V99H171L168 102H166L167 103V105H166L167 108L173 110V109H177V107H179V106L188 107V106L194 105V104H199L201 106H204L205 103L207 102V98H214V99H217V100H222V99L223 100H226L227 101V104L230 103V106H229L230 108L228 107L229 110L227 109L228 110L227 117L228 118L230 117L231 120L233 119L231 122H234L235 124L238 123V124L241 125V127H246V126H248L250 124L251 125L248 127V130L246 131V133L244 132L243 134H242V132H240V133L238 132L239 134H237L236 131H235L236 133L233 132V131H232L233 133L232 132L231 133L230 132L229 133L227 132L228 133L227 135H229V138H228V136H226L228 139H227V142H224V143H227V144H222V145L223 146H226V148H228V150L229 149L232 150V148L234 146L237 147V145H239L241 143H244V141L247 142V140H250L251 138H256L257 137L260 140L259 141L257 139L260 142V144L257 147L256 146L254 147V144H253V146L250 147V149H248L249 148L248 147L240 157L235 158V159H232V160L226 162V164H224V165H216V164L214 165L213 164L214 166H212V164H210V165H208L205 168H200V169L199 168H196L195 171H193V172L190 171V175L191 176H194V177L197 176V178L198 177L204 178L203 175L206 176V174H210V176L216 177L218 180H221V182H222V188H223V191H221V192L224 193V194H221V192H219L220 194H217V195L214 194L215 196L211 195L212 196V199H211V207H213L212 209H215V211L216 210L217 211L220 210V211L223 212V210H224V211H227V212L229 211L230 212L229 209H230L231 206H228L229 204L227 205V203H231V202L232 203L237 202V204L240 205L244 209V211L247 210V211H245V212H247L246 214L243 213L244 212L243 210H242V212L235 210L236 213H235V211H232V213H234V215H235L234 218L229 217L230 218V221H229V218H228L227 221L221 222L220 224L218 223L217 225H220L218 227H219V230L221 231V234L222 233H224V235H227L228 234V236L230 234L231 235L233 234L232 237L237 238V237L240 236L241 238H244L247 246L250 247L249 248L250 252L252 251L251 254L254 256V258H257L256 261L258 263H261V262H263L261 260H263V257H264L263 256L264 255L263 254V251H264V184H262L263 183L262 181L260 182V179L262 177H264V170L262 171L263 173L259 172L257 174V176H255L253 174V172H254V169H256V167H255L256 165L259 166V164L264 163V116H263L264 114L263 115L262 114L259 115L260 113L259 114H256V111L259 112V111H263V109H264V83H263V78H264V73L263 72L264 71L262 70V72H261L260 71L261 68L258 69V71H256V68L253 69L252 66L253 65L257 66L256 65L257 63L256 64H253L251 66V64L254 63V61H257V60H255V59H257L256 56H255V59L253 58L254 61H252V57L254 55H257V53H253V51L250 50L252 48L255 49L253 47L255 44L253 43V41H250V42H252L251 45L254 44L252 47L250 46V44H247V43H245V45H244L245 47L242 45V47H244L243 48L244 51L248 50V51H246L244 53L245 56H244V54H239V52H237V54H236V50H235L236 47L233 45V44H235V42H231V43H233L232 45H231L230 42H228V41H231V39H230L231 38V35H233L234 33L230 35L229 32L227 31L228 34L230 35V36H227L228 38L230 37L229 38L230 40L228 39L227 43H230L229 46L231 45L232 49L235 47L233 49V50H235V52L231 49V51H232L231 53L234 56V59L231 58V61H229V59L226 60V59H223V58H218V56L221 57V55H220L221 50L218 47L217 48L219 50L214 48L215 49V53H216V50H217V54H218V51H220L218 56H216V57L212 56L214 58H211L209 56L207 57V55H204L203 56L202 52H200V50L202 49V48H200L201 45L199 44L200 46H198V45L195 44V41H192L191 40V38H193V36L191 34H189L190 31L187 33L186 26H185L186 20L184 19V17L181 16L182 13L184 14L183 11H184L185 8L183 9L182 6L181 7L178 6L179 4H182V3H179L178 2V1H181V0H171ZM219 1H218V4H219ZM253 1L254 0H248V2H245L246 4L243 2L245 4V7L247 6L245 10L247 11V8H248V12H249L250 10L252 11V10H255L256 9V11L257 12L259 11L260 13H256L255 15L261 14L262 13L261 11H264V10L262 8H259L258 6H255L256 5L255 4L256 3V0H255L254 3H253ZM10 3H12V4H10ZM247 3H248V5H247ZM227 4H229V3H227ZM10 6L11 7H14L13 8L14 10H12V8ZM241 6H243V5H241ZM254 6L257 7V8H255ZM1 10H0V12H1ZM26 10L29 11V13L30 12H32V13L31 14L26 13L27 12ZM181 10H183V11L181 12ZM242 10H243V8H242ZM252 12L255 13V11H252ZM33 13H36V14L38 13L37 16H35V19H34V16H32ZM57 14H58V18H56V20L53 19ZM175 16H179V17L181 16L182 17V20H184V21L181 20V22L173 23V21H171V18L173 20V18ZM258 16H260V15H258ZM263 16H264V13H263ZM43 17H44V21H41V20H43L42 19ZM64 18H65V20H64ZM39 20H40V23H39ZM24 21H26V20H24ZM68 21L70 23H68ZM115 25H116V29L118 28L117 30L119 32H120V30H122V32L124 31L127 34L124 33L126 35H124V37H121L120 34L115 30V28H114ZM23 26H25L28 29V31ZM32 26L33 25H31L30 28ZM12 29H14V27H12ZM25 31L27 32V35H26V32ZM32 31H33L34 37H38L40 40L39 39H32V41H30L31 38H30V40H28L29 37H33ZM6 32H8V33L6 34ZM28 32H30V33H28ZM12 33H13V35H11ZM21 33H22V35H21ZM230 33H231V31H230ZM9 34H10V36H9ZM14 34H17L19 37L16 36V35H14ZM24 34H25V36H24ZM38 34H39V36H38ZM225 34H226V32H225ZM247 35H250V34H247ZM8 36H9V40H8ZM26 36H27L28 39H26ZM12 37H13V39H12ZM243 37H244V34H243ZM24 38H25L26 41H24V43H23L22 42L23 41L22 39H24ZM233 38H234V36L232 37V41H233ZM19 39H21V41ZM132 39L133 40L134 39H137L136 42L139 41L138 44L139 43L142 44V41L144 42L141 45V47H140L141 49L138 48V47H137L138 49L135 48L136 47L135 46L136 42L134 41L135 44H133L132 43V41H133ZM246 39H247V37H244V40H246ZM257 39H259V38H257ZM15 40H16V42H15ZM36 40H39L40 45H38L39 42L38 41L36 42ZM50 40H52V41H50ZM239 40H241V39H239ZM260 40H262V39H259V41ZM3 42H2V44H3ZM20 42H22V43H20ZM25 42H29V43H26L25 44ZM50 42H52V43H50ZM261 42L262 41H260V43ZM18 43H20V45ZM48 43H49V45H48ZM242 43H243V41L241 42V44ZM255 43H257V42H255ZM23 44H24V46H23ZM28 44H30V46ZM237 44H235V45H237ZM11 45H13V44H11ZM33 45L36 48H38V50H41L43 48V50H42L43 52H46V50H50L49 46H51L52 49H55V50H53V52H51L52 49L50 51H47L46 52L47 53V56H46L45 53L43 54V52H42V54L45 55V57H43V55H41V51L39 52L34 47H33V50H31V51L33 52L36 49L37 50L36 52H39V53L35 54L36 52L35 53L33 52L34 53L33 54L30 51V49H32L31 46H33ZM44 45H47V47L49 49H47L46 46L44 47ZM246 45H249L250 47L247 48ZM259 45H257V47H259ZM78 46H83L85 48L86 51H85V53L83 55H80V54H77L76 53V48ZM138 46H140V44ZM196 46H198L200 49H198V47H196ZM237 46H238V48L240 47L239 44ZM0 47L3 48L2 45ZM242 47H240L239 49H242ZM255 47H256V45H255ZM5 48H7V47H5ZM239 49H237V50H239ZM8 50H9V48H8ZM8 50L5 49V50H3V52L7 51L9 53V51H10V53H11V50H9V51ZM17 50L20 51V48L19 49H16L15 51H17ZM202 50L203 51H206L205 49H202ZM19 51H17V52H19ZM28 51H30L32 53V56L29 55L30 52H28ZM250 51H252V52H250ZM48 52H51V53H48ZM27 53H28V55H27ZM251 53H252L253 56L251 55ZM38 54H40L43 59H40V55L38 56ZM238 54H239V56H237ZM3 55L6 56V54H4V53H3ZM18 55L16 57L15 56H13V57L19 59V56ZM242 55L245 58L247 57L248 63H250V62H252V63L249 65L245 61L242 62V60H243V59H241V56ZM29 56H31V57H29ZM13 57L10 58V55H9V57L6 56V58H8V59L10 58L8 60L10 62L12 61L11 59H13ZM20 57L22 58V56H20ZM37 57H39V58H37ZM261 57H263V58H260V57L259 58L261 60L263 59V61H264V55H262ZM6 58H2L1 59L2 60V63L1 64L5 68L7 66L8 68H10V70H11V68H12V70H14L15 66H12L11 64H10V66L6 65L7 63L8 64L10 63V62H7ZM259 58H258V60H259ZM3 59H4V61H3ZM17 59H16V61H17ZM248 59L250 60V62H249ZM1 60H0V62H1ZM29 60L27 61V59H25L24 61L29 62ZM87 60L88 61L90 60V62H87ZM234 60H236V62L237 61L240 62V60H241V62L243 63L242 66H241L242 71H244L243 70L244 68H246L248 71H244V72L239 71V72H237L236 70H234L233 67L236 66L234 64L235 63ZM24 61L21 62L22 63L21 66L22 65L23 66L20 67V68H25L26 65L30 64V63H28V64L26 63L24 65V63H25ZM263 61H262V63H263ZM4 62H6V63H4ZM175 64L178 67L177 66L175 67ZM2 65L0 66V68L2 67ZM52 65H54V66H52ZM43 66H45L46 68L43 67ZM99 66L103 68L102 71L100 69L101 73L100 72L97 73L98 71H97L96 67L99 68ZM249 66H250V68H249ZM3 67L1 69H3ZM50 67L51 68H53V67L55 68L54 69V72L56 71L55 74H57V75H55L53 71L52 72H53L54 75H51L50 74V73H52L51 71L47 72ZM179 67L181 69H184L186 71V73L184 72L185 74H182L181 75V72L182 71L181 72L179 71L180 70ZM238 67H240V66H238ZM251 67H252V70H251ZM260 67H262L261 64H260ZM8 68L6 70L3 69L5 71V75H6V73L7 74L9 73L8 75L10 76L11 73H13V74L15 73L14 72L15 70L14 71H12V70L10 71ZM51 68H50V70H51ZM175 68H179L178 69V72H180V73H178L177 72V69H175ZM32 69H34V70H32ZM35 70H37V71H35ZM254 70L258 74H256V73L254 74L253 73V72H255ZM259 71H260V73H259ZM0 74H4V72L2 73V71H1ZM42 74L40 76H42ZM49 74L51 76H49ZM30 75L28 73V76H30ZM46 76H44V77L46 78ZM86 78H87V75H86ZM92 78H90V79H92ZM189 78H191V79H189ZM42 79H44V78H42ZM170 81H172V80H170ZM40 84H42L44 86L41 87L42 85H40ZM57 86L58 85H56L54 87L56 88ZM47 88H49V90L47 89L49 91V93L52 92L51 85H50V87H47ZM222 88H225V89H222ZM5 90L7 91V93H6ZM227 90H228V92H227ZM16 92H17V94L19 93V96H18L19 98L16 97V95H17ZM234 93H235V95H232ZM50 94L51 95H54L52 93H50ZM236 94L237 95L239 94L240 97L243 96L244 99L242 100V98H241V100H240V98H239V100H238L237 99L238 97H237ZM179 95H181V96H179ZM183 95H185V96H183ZM13 96L16 97L17 99H19V101L21 99H23V96L26 99H29V96H30V100L28 101V100L24 99V100H21V102L18 104L19 101L16 98H14ZM20 96H21V98H20ZM55 96H56V94H55ZM256 96L257 97L258 96H261V97H259L260 99H258L257 101H254V99H255L254 97H256ZM7 97L10 98V99H14L16 102L18 101L16 103L13 100V103H16V104H14L15 107L14 106L13 107H10L11 105H13V103ZM75 97H76V99H75ZM182 97L185 98V99H183ZM261 98H263V99H261ZM6 100H7V104H4L3 102L6 103ZM9 101H11V102H9ZM26 101H28L30 104H28V102H26ZM226 101H224V102H226ZM250 101H251V103H249ZM253 101H254V103H253ZM9 103L11 105L10 106H7ZM16 105L18 107H16ZM6 106H7V108L8 107L9 108L7 109ZM4 108H5L6 112L3 114L2 112H3ZM10 108H11V111L12 112L10 111ZM30 108L31 107H29V109ZM12 109H16L17 112L15 110H12ZM243 109H245L246 111L245 110L243 111ZM51 110H52L53 114L55 112L56 113L54 115L51 114L52 113V112H50ZM9 111H10L11 114H9ZM101 111H100V108L99 107H96V110L89 114V116H88L89 119L91 118L92 120L93 119L95 120V118L97 117V115L101 114L100 113ZM241 111L245 115H243V113ZM239 112H240V114H239ZM12 113L14 115H16V116H13ZM46 113L47 114L49 113L48 116H50L51 119H49L50 117L46 116L47 115ZM263 113H264V111H263ZM2 114H3V116H2ZM58 114H56L58 116V118L56 116V118H57L56 120L59 121V115ZM255 114L257 116L259 115V117H257V118L254 117V118H256V120L253 121V119H254L253 118V115H255ZM60 115H62V113ZM65 115H63V116H65ZM8 116H7V121H6L5 117H4L3 120L9 123L8 120H10V117L8 118ZM208 117L205 116V118L203 119L204 122L205 121H210L209 120L210 118H211L212 121H217V120H213L212 119L213 117H210V118H208ZM227 117L224 116L225 119H227ZM22 118H23V120H22ZM224 118L219 119L218 124L220 123L222 125L224 123L222 121H225ZM60 119H62V120H60L59 122L61 123V125H63L62 124V123H64L63 118L61 117ZM18 122H20V123L18 124ZM27 122H28V124H27ZM39 122H40V124H38ZM228 122H230V121H228ZM66 123L67 122H65V124ZM72 123H74V122H72ZM0 124H3V123L0 122ZM35 124H36V126H35ZM46 124H48V123H46ZM67 124L68 125L66 127L63 125L61 127V130L59 131L61 133L62 130H66L64 128H69V130H70L69 132H68V130H67V132L66 131H62V134H64V135H65V133H67V136H65V137H67V139H64L63 140V142H66L67 141L66 144L65 143L63 144L62 141H60L61 143L59 142V139L61 140V138H60L61 136L56 141V144L59 142L60 144H63V146L66 145L65 147H63L62 151H64V149H66L65 151H68V152H72V150H76L77 151L78 148H81L80 145L83 144L84 141L87 140V138L89 140H91V138H92L93 142H92V140L90 142L88 140V143L94 145V147H95V144H96L95 149H93L92 151H93L94 156L97 157L99 155V153H98L99 146L104 145L106 142H110V140H111L110 138L107 139V138L104 137L105 134L102 133L104 131V129H103L104 127H102V126L99 127L101 131L97 130L99 132H97V131L94 132V133L97 134V137H98V134H99L98 140L96 141L95 139H97V137L96 138H93V137L96 136V134L93 135V137L89 138V137H87V133H86V137L87 138L84 140V138H85L84 137V133L85 132H83L82 125H81L82 128L81 127L79 128L78 125H76L77 127H75V126H73L71 124V121L70 120L68 121ZM19 125H20V127H19ZM29 125H30V129L28 127ZM32 125H33V127H32ZM37 125H39V126L37 127ZM2 126L3 125H0V127H2ZM215 126H216L215 128H217V124ZM237 128H238V126H237ZM96 129H97V126H96ZM211 129H212V127H211ZM43 130H45V131H43ZM216 131H217V129H216ZM59 132H57V134L60 135ZM217 132H219V130ZM10 133L8 135V138L11 137L10 140H12V139L14 140V137L10 136ZM214 133H212V135ZM47 134L48 133H45L44 136L46 137ZM108 135H110V134H108ZM207 135H209V134H207ZM212 135H210V136H212ZM44 136L42 135V139H45ZM203 137H204V135H203ZM205 137H206V135H205ZM223 137H225V136H223ZM223 137H221V138L223 139ZM62 138H63V136H62ZM201 138L202 137H200L198 139H201ZM119 140L121 141V145L118 146L117 150H121L122 158L118 162L117 161H114L113 159L110 158V155H112V153L115 150L116 146L114 144H112V142H111L109 144V146L106 147V152L109 155V157L107 158V161H109L110 166H112V167L114 166L115 167L116 165L123 166L125 164L126 165L129 164L127 166L133 167V164H136L137 166L138 165L140 166V168H138L139 170H141V167L143 166V168H142L143 170H141V171H144L146 173V174L144 173L145 174L144 175L145 178L143 176L144 179L142 177H140L139 180H134L136 178H132L133 181L131 180V182H128V184H130V183L133 182V184H132L133 186L130 184L131 187H136L139 184L145 183L146 181L148 183L150 180L149 179L146 180V179L147 178H150L149 173L151 174V172L154 171V169H155V171L156 170H160L163 173V175H167L168 173L170 174V172H171L170 170H173V167L176 165L175 163H179V161H181L182 159L195 158V156L198 157L201 153L204 155V152H201V151H198V150L197 151L196 150H191L187 146L186 147L183 146V148H182V146H180L182 149L180 147L179 148H176V147H174L172 145H165V146H161V147H154L149 142H147V141L145 142L144 140L138 138L132 132H127V134H124L123 133L122 135H120ZM120 141H118V142H120ZM203 141L205 142V140H203ZM45 144L46 143L43 144L44 147L41 149L42 152L40 150H38V152L40 151L39 153L42 156L43 155H46V157L44 156L46 159H49V158L52 159L51 161H49V160L47 161L48 166H50V167H47V168H49V170L52 168L53 171H54L53 172L52 170H50V173L53 172L51 174H53L54 176H57L58 175L57 178H59L60 176H62L61 174H63V176L65 174L66 177L68 176L69 177L68 179H70L72 181V182L71 181H67L68 179L67 180H64V181H66L65 184H67V185L68 184H73L74 183L73 181H75V178L73 180V177L76 176L77 173H76V175L75 174H72L74 172V170L76 169L75 167L74 168H72V167L76 164L77 160L79 162V159L81 158V157H79L80 154L78 156H76V154H74L75 156L72 157V158H74V160L76 162H74L73 159H72L73 160L72 161L71 158L70 159L69 158H65L66 160L68 159L67 160L68 162H67L64 158H62V152H60L59 150H54V152L55 151L56 152H60L61 153L60 154L61 156L58 155L59 157L57 156L56 158H54L55 155H57V153L55 155H53V152H52V154H49L50 156H48V153H50L51 150L53 149L52 148V143H51V146L49 145V147H47L48 145L46 146ZM67 146H68V149L66 148ZM151 147H153V148H151ZM50 148H51V150H50ZM69 148L70 149L72 148V150H69ZM45 150H46V152H45ZM79 150H78V152H80ZM225 150H227V149H225ZM147 153H150V154H147ZM40 154H39V157H40ZM149 155H151V157ZM51 156L52 157L54 156V157L52 158ZM94 156H92V159L91 158H88V161H89V159H91L90 162H88L89 163L88 164V167H85V168H88V171H86V172H88V174L86 173L87 174V178L86 179H85V176L82 179L83 180V182H81L82 184L79 183L80 185L73 186L77 181H75V183L72 186L71 185H68L67 186V185L64 184L66 186V187L64 186V189L67 192L69 190L68 194L65 193V197H66V195H68L66 198L68 200H70V199H72L71 197H74V195H75V197H74L75 200L74 201H76V200L79 201L80 200V203H81L82 206L77 201L75 202L76 205L72 201H71L72 203L68 201L67 204H66L67 206L65 204H62V202L64 200H59L58 199L59 198L58 197V194H56V193H59V194L60 193L61 194L63 193L62 194L63 197H61L59 195L63 199V198H65L64 197V192H66V191L63 189L64 192H61V191L58 192V190H57V192H54L53 191V193H52L51 192L52 191L51 190L52 187H49L50 188L49 189L48 188V186H49L48 184H47L48 186H46V187L50 190L48 193L51 192L50 193L51 195L49 194L50 196H48V194H46L47 191H48V189L45 190V189H42L41 188L39 190L44 191V192H42V191L41 192H42L43 195L45 193V196H42V194L40 195V194H38V192H36L38 195L35 194L34 197H38L39 195H40L39 199H41L42 197L43 198H46V197H49L50 198L51 197L52 199L51 198L50 199L55 201L56 196H57V199L56 200H59V201L58 202L55 201L57 205L54 203L56 205V208L59 205L66 206V207H64V206L62 207L61 206L59 209L57 208L56 210H58V212H61L62 211L61 209H63V208H67L68 207V204L70 203V205L74 204V206H75L74 208L75 209H78L79 208L82 211V212L81 211L80 212L83 215V209H82V207H83L84 208V213H85L84 214V218H83L82 215H79V216H82L81 217L82 219L80 218L82 221L81 220L80 221L82 223L84 222L82 225L79 223L80 222L79 219L74 217V219L76 221L78 220V222L76 223V221L71 216L72 214L70 215L71 217H68L67 219L69 220L70 218H72V220L75 221V222L72 221L75 224V228L77 227V229H78V227H79V229H80L82 227L81 232L84 235L83 236L81 235V236L82 237H85V242H88V243L91 242L92 243V245L94 246L96 252H99V253L101 252L100 253L101 255L104 252L105 260H104V257H103V260H104L103 261V264H113V263H115V264H131V263H129V261H128V259H127V257L125 255H124V257H126V260L128 262L125 261V258L122 259V257H123L122 256L123 255L122 254V251L125 250V244L123 243L124 240L126 241L127 238H129L128 236H130L132 233L127 235L128 232L126 233V232H122V230L121 231L120 230H112V229L107 228L108 226L107 227L105 226L106 223H107V221H110L111 222V220H115L116 217H117V214H118V219H116V220H119V218L121 216L120 214L125 209L123 210L122 208L121 209L119 208L120 210H123L121 212L118 209L121 213H118L116 211L117 214H115V212H114V216H115L114 219H113V216H112L113 214L111 215L110 213H106L104 211L103 212H97V214H91V213H89V210L88 209H89V207H91L90 205H91L92 200H93L92 197L95 194V190H97L96 188H98L97 185H96L97 182H98L97 179H96V174H97V171L99 169V164L100 163L98 162V160ZM59 158H61V160ZM110 159L114 162V164L111 163L112 161ZM60 161H62V163ZM64 161H66L67 163L66 162L64 163ZM49 162H51L50 163L51 165L49 164ZM57 162H58V164H56ZM116 162H117V164L115 165ZM80 163H81V161H80ZM11 164H12V166H14L15 171H17L16 166L17 167L19 166L20 168H23V166L21 165V162L20 163L18 162L19 165L17 163H15L16 166L13 165L12 162H11ZM63 164L66 165L67 167L65 166V168H63L64 167ZM0 165H1L0 166V264H33V263H35V264H66L69 259L73 258L72 256L74 254H75L74 255L75 257L77 255V257H76L77 258V261L80 262V260H82V258L80 259L78 257V255H80V254L76 250L80 251V253L81 252H84L83 254H85V251L86 250H82L81 248L77 249L78 247L75 249V247L72 245V243H73L72 242V236H71V235H73L72 231L74 232L75 230H77V229L70 230L73 227V226H71L72 225V222L70 223V226H68V225L66 226V228H69L70 227L69 228L70 231L67 229L69 231V235L67 234V240H66L67 241V244H68L67 246L69 248L64 243H58V246H57V243L55 245L53 243V245H52L53 248L52 247H51V249L49 248L50 250L46 251V249H45L43 252L42 251L41 252H38V249L36 250V249L32 248V246H31L32 245L31 244L32 242L30 243L31 245H29V244H27V242H25L26 239L28 238L27 235L24 234L26 232V228H25V231H21V230L24 229V227H27V225L25 226L23 224V222L25 224H27L26 222H30V221H26V220L30 219V216H29L30 213H28V215H27V214H23L22 212H24V213L31 212L30 215H33L34 216V213L36 214V212L38 211V208H36V205L37 204H34L35 206L33 204H31L32 198H29L28 196L31 197L32 194L31 193L28 194V191H27V193H25V190L23 188H21V187L19 188L18 185L21 186L20 185V182L17 183L18 184L17 186H15L16 184L13 181L14 183L13 182L12 183L14 184L15 187L12 184H11L12 186H10V183H8L7 177H5V175L1 174V173H3L1 170H2V168L3 169L5 168L6 175L7 176L10 175V179L12 178V175L11 174H13L14 172L11 173L10 171L9 172L6 171V170L9 169V167L8 168L5 167L2 163H0ZM76 165L78 166V164H76ZM68 166L70 167V170L69 171H68V169H69ZM237 166L245 167V169H246V171H245L246 173H244V177H242L243 179L240 178L241 181L240 182L237 181V185L238 186L236 185V181L233 180L234 181L233 182L231 180H228L229 178H227L226 175H225L226 178L224 177V174H226L227 171H229L230 169H233L234 167H237ZM56 167H59V168L56 169ZM14 168H13V170H14ZM20 168H19V173H23V172H20V170H21ZM37 168L39 170V167H37ZM61 168L64 169V170H61ZM71 168H72V170L74 169L72 173H71ZM9 170H12V169H9ZM49 170L48 169H45L44 171L48 172ZM65 170H67V171L66 172H62V171H65ZM85 170H87V169H85ZM7 172H8V174L9 173H11V174L8 175ZM46 172H45V175H46ZM57 172L58 173L60 172L61 174H58ZM55 173H57V175H55ZM49 174H48L47 177H49ZM261 174H262V176H261ZM14 175H16V178H19L18 177L19 176L18 175V172H16V174H14ZM40 175H42L41 174V171H40ZM250 175H252V176H250ZM43 176L44 175H42L40 177H43ZM184 178H187V176L184 177ZM189 178L186 179V181H188L189 183L186 182V181L185 182H181V180H184V179L179 180L180 182H179L178 186L179 187L183 186L182 188H185L186 189V191L184 193V195H186V196L183 199H181V200H177L176 197L172 196V194H170L168 197H165V198H162V199H160V198L157 199V197H159V196H155L156 199L151 196L153 199L150 198V202H153V203H155V204L158 205V211L156 210L155 213H161L162 214L165 211L168 212L167 210H170L171 207H173V205L175 203H178V202L181 203L184 207H187V209H190L191 208L190 210H193V208L194 209L197 208L196 206H198V204H197L198 201L195 200V199L197 198V195L198 194L199 195L201 194V196H202L203 194L205 195L207 193V191L209 190V183L210 182L202 181L200 183H197V181L196 182L193 181V183H192V182L189 181L190 180ZM12 179H14V178H12ZM47 179H50L51 180V178H46L44 181L46 182ZM61 179H59V180L61 181ZM55 180H56V177H55ZM76 180H79V179L77 178ZM261 180H263V179H261ZM2 181H4V184H5V182L7 183L6 184V187L9 186L8 189H6V187H5L6 190L4 189V186L5 185L3 184ZM47 181H49V180H47ZM135 181H138L137 183H139V184H137V183L134 184ZM78 182H77V184H78ZM238 182H239V184H238ZM41 183H42L41 184V186H42L43 185V182H41ZM60 183H62V182H59L57 187H59V184ZM171 183L172 182H169L168 185H170ZM1 184L4 185L3 186V189L5 190L4 192H7V194L3 192L2 188H1L2 187ZM21 184H23V183H21ZM25 184L23 185V187H25ZM45 185H46V183H44V185H43L44 188H46ZM175 185H176V183H175ZM28 186H29V184H28ZM69 186H70V188H69ZM95 186H96V188H95ZM121 186H120V188H121ZM33 187L34 186H32L31 188H33ZM60 187L63 188V183H62V186H60ZM71 187H73V188H71ZM16 188L17 189L19 188V190H18L19 192L17 191ZM26 188L29 189L30 187H25V189ZM123 188H124V185H123ZM171 188H172V186H171ZM23 190H24V192H22ZM124 191L128 193L129 192V189L127 190V187H125V190ZM143 191L141 190L140 194H142ZM70 192L72 193V195L71 194L69 195ZM8 193H10V194H8ZM4 194H6V196H4ZM52 194H53V196H52ZM140 194H138V195H140ZM167 194H169V193H167ZM132 195L134 196L135 195V192ZM193 195L194 196L196 195L195 198H193L194 197ZM211 196H210V198H211ZM252 196H257V197H255V199H254V197H252ZM135 197L134 198L132 197V198L135 199ZM250 197H252L254 200L258 199L257 202H260V204L255 201L258 205H256L255 207H253V205L250 204L252 202L249 201V200H253V199H249ZM27 198H29V201L27 200ZM49 198H47L48 201H50ZM53 198H55V199H53ZM66 198H65V201H67ZM197 199H199V198H197ZM34 201H35V199H34ZM34 201H33V203H34ZM43 201L46 202L47 200L43 199ZM134 201H136V200H134ZM139 201L141 202V204L144 202V201L142 202L140 199H139ZM139 201H136V202H138V204H136V202H135L136 207H138L139 205H141L139 203ZM53 202H50V205ZM59 202H61V204ZM255 202H253V203H255ZM58 203H59V205H58ZM11 205L14 206V207L16 205V207H18V208L15 207L16 209L14 211V209H12L13 207ZM55 205H54V207H55ZM208 205H210V204H208ZM153 206H155V205H153ZM183 206H181V207H183ZM34 207H35V209H34ZM46 207H48L47 204H46ZM130 207H131V205H130ZM130 207H128V208H130ZM72 208H73V206H72ZM139 208H140V206L138 207V210H139ZM154 208H157V207L155 206ZM32 209L34 211H32ZM86 209L88 210V213H86L87 212ZM140 209H143V208L141 207ZM5 210H7L6 211L7 213L4 212ZM63 210H65V209H63ZM130 210H133L132 207L127 210V212H128V218H130V219H127V220L130 221L132 219V221H135V222H133L134 224L131 221L129 223H131L134 227H137V226H135V224L136 225H139L140 224V219L141 220H144V218H141V217H143V216L146 217L147 216V214H146L147 212L146 211L144 212L146 214V216L145 215L142 216L141 214H139L141 216L140 217V216H138V214H136V212L134 214L129 213ZM197 211H198V208H197ZM8 212H9V214L10 213H12V214H14V213L15 214L16 213L18 214L19 213L18 216L16 215L17 217H19V215L22 216V221H21V219H19L18 221H21L22 225H24L23 228L21 226H19L21 229H19V227H17L15 229L13 227L11 229L12 230H15V232L14 231H11L9 224H7V222L5 221L6 220L5 218H7ZM53 212H54V210L51 213H53ZM185 212H186V210H185ZM56 213H55V215L52 214L53 217H51V218H52V220H55L57 222L59 220V216H57V215L58 214L61 215L64 212L63 213L62 212L61 213H57V215H56ZM241 213H243L242 216L244 214L245 215H248L249 214V216H245L247 218H244V220L246 219V223H247L246 226L249 229V232L248 233H247V230H245L243 227L242 228L241 227L237 228L238 227V224H236V223H238V222L234 223L236 217L239 218L238 216ZM66 214H64V215L66 216ZM129 214H131V216H129ZM5 215H6V217L4 218ZM67 215H69V214H67ZM74 215L77 216L76 214H74ZM124 215H127V214H125V211L123 213V216ZM149 215L151 216L152 214H149ZM153 215H154V213H153ZM153 215H152V217H153ZM232 215L233 214L230 213V216H232ZM21 216L19 218H21ZM61 216H60V219H61ZM123 216H121V218ZM25 217H28V218L25 219ZM83 219H84V221H83ZM231 219H234V220L231 221ZM49 220H51V219H49ZM146 220L147 219H145V222H146ZM136 221H138V222H136ZM69 222H70V220H69ZM145 222L142 221V224L145 223ZM137 223H139V224H137ZM79 224H80V226H79ZM28 225H30V224H28ZM30 228L33 229L34 228L33 225H31ZM30 228H29V230H30ZM79 229H78V231H80ZM129 229L130 228H128V230ZM139 229L142 230V227H140ZM17 230L18 231L20 230L19 235H18V233H16V232H18ZM27 230H28V228H27ZM70 232H71V234H70ZM134 232H136V228H135ZM13 234L14 235L17 234L16 235L17 237H13L14 236ZM27 234H29V233L27 232ZM31 234L29 236H32ZM135 234L136 233H134V235ZM22 235H24V236H22ZM68 236H69V241H68ZM131 236H133V235H131ZM18 237H21V241H22V239L25 240L24 242L22 241L23 244L21 243L20 238L17 239ZM22 237H25V238H22ZM227 237H226V239L229 240ZM131 238H133V237H131ZM122 239H124V240H122ZM76 240L77 239H75V241ZM15 241L17 242L16 244H15ZM70 242H72V243H70ZM127 243H129V242H127ZM34 244L36 245V242ZM59 244H62L61 247H60ZM18 245L19 246H22V247H18ZM71 245L74 248V249H72V254H73V251H74V254L73 255L70 254L71 255V257H70V255H69L68 252L72 248ZM129 245H130V243H129ZM26 246H27V248H23V247H26ZM28 246L31 247L33 250H31V248H29ZM54 246H56V247H54ZM126 246H128V245H126ZM133 246L136 247L137 245L136 246L135 245H132V247ZM65 247H66V249H70V250H65L64 249ZM134 247H133V250H128V253H126V254L129 255V251H130V255H131V252L134 254ZM161 247H162V250L164 249V252L166 251V249L167 250L169 249V247H167L166 244L164 246H160V248ZM21 248L22 249H27L26 251H28V249H29V251L27 252L28 254H24L25 256L28 255V257L27 256L24 257L23 254H19V255H22L24 258L22 256H18L19 250L22 251ZM126 249H129V248H126ZM35 250H36V252H34ZM23 251L25 252V250H23ZM58 251L59 252L61 251V252L59 253ZM168 251H170V249ZM37 253H38V255H41V256H37ZM89 253L90 252H88L87 254L90 256L91 253L90 254ZM140 253H141V255L143 254L141 251L138 254H140ZM259 253H262V254L259 255ZM59 254H61L62 257H59L60 256ZM83 254H81V255H83ZM135 254H137V252ZM148 254H149V251H148ZM169 254H170V252H169ZM81 255H80V257H81ZM152 255L155 256L156 254L154 255V252H153ZM204 255L201 256V257L198 256L197 258H196V256H195V258L194 257L193 258H190V259H192V261H190V262L188 261V264H198V261L199 260L201 261V259L203 260L206 256H208V254H206V256H204ZM83 256H86V255H83ZM145 256H147V255H145ZM153 256H151V257H153ZM130 257H133V256H130ZM151 257H150V259H151ZM59 258H61L63 260V262H60L62 260H58ZM84 258L85 257H83V259ZM90 258L87 257L86 258V262L84 264L87 263L88 259H89V261H88V264H89V262L91 261ZM23 259H24V261H23ZM131 259L132 258H130L129 260H131ZM73 260H74V258H73ZM73 260L71 259V261H73ZM132 260H131V262H132ZM65 261H66V263H65ZM75 261H76V259H75ZM158 261L156 260V262H153V263L154 264L159 263ZM163 261H165V260H163ZM200 261H199V263H200ZM83 262L84 261H82L80 263H83ZM74 263L75 262L73 261L72 264H74ZM161 264H163V262H161ZM165 264H166V262H165Z\"/></svg>",
  "mask_w": 264,
  "mask_h": 264
}]
</instances>
